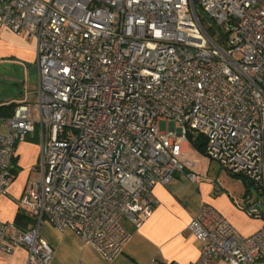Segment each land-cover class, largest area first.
Wrapping results in <instances>:
<instances>
[{
    "label": "built area",
    "instance_id": "2783aa9c",
    "mask_svg": "<svg viewBox=\"0 0 264 264\" xmlns=\"http://www.w3.org/2000/svg\"><path fill=\"white\" fill-rule=\"evenodd\" d=\"M0 25L35 39L38 77L31 99L0 118V196L17 144L39 143L38 177L18 198L27 223L0 221V254L23 247L26 264H53L39 233L48 223L111 260L126 222L139 227L158 203L155 185L176 172L197 181L192 131L256 189L261 226L244 236L202 205L187 225L198 258L147 264H264V0H0Z\"/></svg>",
    "mask_w": 264,
    "mask_h": 264
},
{
    "label": "crops",
    "instance_id": "0c3cea01",
    "mask_svg": "<svg viewBox=\"0 0 264 264\" xmlns=\"http://www.w3.org/2000/svg\"><path fill=\"white\" fill-rule=\"evenodd\" d=\"M0 65L15 66L22 71V77L3 73L2 77L0 75L1 79L9 81L6 85L10 88L5 94L0 93V105L11 102L17 104L24 98V87L31 68L35 71L37 85L35 39L0 25ZM184 147L187 156L189 143L185 142ZM38 158L39 143L36 134H30L16 146L11 166V185L8 193L0 196L1 222L15 221L19 214H25L18 205V198L32 183L31 175L38 174ZM192 160L197 162V159ZM197 177V181L192 182L182 173L176 172L168 184L155 185L153 194L158 203L139 227L135 228L126 222L130 237L121 252L111 260L103 259L91 245L83 244L73 231L59 230L48 223H42L39 233L54 248L53 264H77L79 261L84 264H147L152 257L163 262L191 263L198 258L200 245L187 230V225L202 205L215 208L244 236L259 229L261 214L249 210L258 200L259 194L255 188L256 195L251 194L249 187L252 184L249 181L241 176L246 186L236 197L227 189L217 191L214 183L207 178ZM26 262L27 251L23 247L9 254H0V264Z\"/></svg>",
    "mask_w": 264,
    "mask_h": 264
},
{
    "label": "rangeland",
    "instance_id": "374dc122",
    "mask_svg": "<svg viewBox=\"0 0 264 264\" xmlns=\"http://www.w3.org/2000/svg\"><path fill=\"white\" fill-rule=\"evenodd\" d=\"M199 17L203 27L209 33V35L218 43L221 40L220 30H217L210 21L200 12ZM35 71H29V76L27 77L26 85L24 87V99L30 100L31 94L35 92L36 88V75ZM2 73L6 75H14L22 77V71L15 66H6L0 65V75ZM9 81L0 78V93L5 94V91H10L8 88ZM168 127V121L161 119L159 121V130L164 131ZM187 157L190 159H197L195 162L194 170L199 176L207 178L210 182L214 183L215 189L217 191H222L224 189L229 190L234 196H239L241 192L244 191L246 184L241 176L230 173L228 170L222 168L218 163L210 160L205 154L198 151L194 146H190ZM38 174L33 173L30 177V182H33L37 179ZM250 192L253 196L256 195L254 187H249Z\"/></svg>",
    "mask_w": 264,
    "mask_h": 264
},
{
    "label": "trees",
    "instance_id": "16d2710c",
    "mask_svg": "<svg viewBox=\"0 0 264 264\" xmlns=\"http://www.w3.org/2000/svg\"><path fill=\"white\" fill-rule=\"evenodd\" d=\"M16 105L15 102H11L8 104H1L0 105V117H7L13 113L14 106ZM187 141L189 145L194 146L198 151L204 154V139L201 134L197 132L188 131L186 134ZM25 215V214H24ZM22 213L18 215L17 220L15 222L21 226H25L27 223V218ZM23 217V220H20Z\"/></svg>",
    "mask_w": 264,
    "mask_h": 264
},
{
    "label": "water",
    "instance_id": "95a60500",
    "mask_svg": "<svg viewBox=\"0 0 264 264\" xmlns=\"http://www.w3.org/2000/svg\"><path fill=\"white\" fill-rule=\"evenodd\" d=\"M198 11L200 13H202L210 21V23L212 24V26H214L215 28H217L213 24V22L209 19V17H207V15L201 9L198 8ZM249 210L252 211V212H254V213L261 214L260 200L258 199L251 207H249Z\"/></svg>",
    "mask_w": 264,
    "mask_h": 264
}]
</instances>
